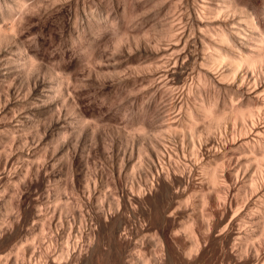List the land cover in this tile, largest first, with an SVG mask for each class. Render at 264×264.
I'll use <instances>...</instances> for the list:
<instances>
[{"label": "bare ground", "instance_id": "6f19581e", "mask_svg": "<svg viewBox=\"0 0 264 264\" xmlns=\"http://www.w3.org/2000/svg\"><path fill=\"white\" fill-rule=\"evenodd\" d=\"M0 264H264V0H0Z\"/></svg>", "mask_w": 264, "mask_h": 264}, {"label": "rangeland", "instance_id": "374dc122", "mask_svg": "<svg viewBox=\"0 0 264 264\" xmlns=\"http://www.w3.org/2000/svg\"><path fill=\"white\" fill-rule=\"evenodd\" d=\"M121 117H122V116H121ZM122 118H123V117H122ZM122 118H121V120L123 121V119H122ZM121 120H120V121H121Z\"/></svg>", "mask_w": 264, "mask_h": 264}]
</instances>
